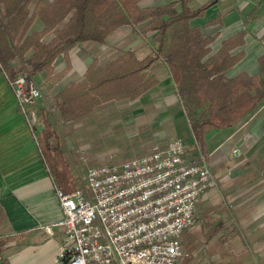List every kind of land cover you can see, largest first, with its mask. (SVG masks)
I'll use <instances>...</instances> for the list:
<instances>
[{"label": "crops", "instance_id": "1", "mask_svg": "<svg viewBox=\"0 0 264 264\" xmlns=\"http://www.w3.org/2000/svg\"><path fill=\"white\" fill-rule=\"evenodd\" d=\"M209 2H213L212 6L201 18L193 19L191 26L199 27L204 37L214 39L209 45L211 54L220 49L223 41L244 32L243 46L232 51V54L243 52V58L225 75L231 78L240 73L258 74V59L264 54V0H191L189 7L196 9ZM158 3L148 0L142 6ZM42 28L40 21L35 20L31 30ZM143 46L142 39L125 26L111 34L103 45L87 42L70 50L68 67L59 56L52 65L55 78L39 76L44 78V86L51 83L52 99L82 80L94 60L103 65L129 49L143 56L146 51ZM149 75L157 80L154 87L136 100L113 102L133 103L130 109L118 111V115L127 111L129 115L123 118H131L135 132L149 137L151 147L147 153L180 140L188 160L202 155L211 167L226 165L231 156L224 158V152L230 151L231 146H238L243 156L242 172L219 175L213 166L217 184L200 196L194 225L198 224V214H205V238L210 241L205 250L191 252L190 259L194 264H264V102L237 129L209 130L205 136V155L193 137L166 67L155 63ZM39 76L34 78L43 89ZM44 97L42 91L40 99ZM100 112L92 117L100 118ZM29 114V109L25 114L19 110L13 89L0 70V238L10 239L1 251L0 264H53L63 237L61 229L52 228L50 233L43 230L61 220L63 214L30 126ZM90 120L86 117L76 121L68 129Z\"/></svg>", "mask_w": 264, "mask_h": 264}, {"label": "trees", "instance_id": "2", "mask_svg": "<svg viewBox=\"0 0 264 264\" xmlns=\"http://www.w3.org/2000/svg\"><path fill=\"white\" fill-rule=\"evenodd\" d=\"M145 1L0 0V70L8 82L19 76L55 78L52 65L59 56L68 67L70 50L87 42L103 45L125 26L144 42L145 55L129 49L103 65L94 60L82 80L51 99L52 112L43 118L36 141L55 189L66 194L75 189L76 177L53 115L68 129L106 104L136 100L157 84L149 75L155 63L169 72L193 137L205 155L209 130L237 129L264 102V54L258 59V74L225 75L243 58V52L232 51L243 46L244 32L226 39L211 54L214 39L191 26L213 2L193 9L191 0H153L160 3L142 6ZM35 20L43 26L40 31L31 30ZM128 115L121 113L122 118ZM9 241L0 238V254Z\"/></svg>", "mask_w": 264, "mask_h": 264}, {"label": "built area", "instance_id": "3", "mask_svg": "<svg viewBox=\"0 0 264 264\" xmlns=\"http://www.w3.org/2000/svg\"><path fill=\"white\" fill-rule=\"evenodd\" d=\"M25 114L41 97L34 76L9 82ZM180 140L118 163L89 167L71 193L56 191L63 231L53 264H188L180 236L196 223L200 196L216 187L204 156ZM239 155L238 150H233Z\"/></svg>", "mask_w": 264, "mask_h": 264}, {"label": "rangeland", "instance_id": "4", "mask_svg": "<svg viewBox=\"0 0 264 264\" xmlns=\"http://www.w3.org/2000/svg\"><path fill=\"white\" fill-rule=\"evenodd\" d=\"M38 81H40L43 87L41 90L45 95V99L42 98L38 100L34 105L28 108L30 111V126L34 130L36 137H38L42 131L43 118L48 117L51 113L49 111V104L51 99L50 95L53 93L51 91L52 86L49 85L51 83L44 86L45 83L43 82L44 78H42V76H39ZM132 106L133 103L131 102L106 104L102 107L101 112L99 113L101 114V119H96V117L90 116L91 120L89 122L76 123L73 126L74 128L72 127V130L71 128L67 129L62 126V123L56 117L54 118L53 115L54 126L57 128L58 135L61 138L62 145L66 150V156L68 157L71 166L70 171L74 175H76L77 172L75 180L76 187L80 186V177L83 176L85 170L89 167L110 164L112 162L118 163L119 161L130 160L148 154L147 152L151 147L149 137H143L140 133L135 132L131 118L124 119L118 115V111L130 109ZM106 112H113L115 115L113 117H108V115L105 114ZM96 123H99L98 126ZM87 126H90L89 128L92 126V128L89 129ZM232 142H235L234 139ZM231 147L232 148L229 149L230 151L227 153L224 152V158L231 156V160L228 159V161H225L227 163L224 167L213 165L215 172L219 175L227 176L234 172H242L243 170V156L238 149L239 147L236 145ZM235 149L238 150V156L233 153V150ZM115 156H119V160L118 158L117 160L110 159V157ZM239 165L240 167L238 168L237 166ZM213 166L211 167L209 165L212 173H214V170L212 169ZM205 222L206 215L199 213L198 224L186 229L181 234L180 242L189 254H191V252L195 254L198 250H205L206 244L210 241L205 238V233L207 231V225ZM201 228H203V230H201ZM202 232H204V235ZM205 253L207 255V252H204L203 254L205 255ZM211 253L212 252H209L210 256ZM188 264H194V262L189 258Z\"/></svg>", "mask_w": 264, "mask_h": 264}]
</instances>
